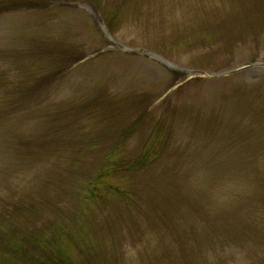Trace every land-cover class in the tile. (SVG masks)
<instances>
[{
	"label": "rangeland",
	"instance_id": "rangeland-1",
	"mask_svg": "<svg viewBox=\"0 0 264 264\" xmlns=\"http://www.w3.org/2000/svg\"><path fill=\"white\" fill-rule=\"evenodd\" d=\"M0 264H264V0H0Z\"/></svg>",
	"mask_w": 264,
	"mask_h": 264
}]
</instances>
